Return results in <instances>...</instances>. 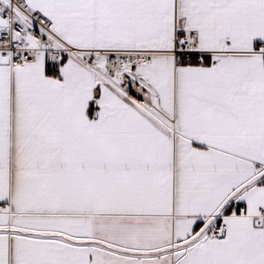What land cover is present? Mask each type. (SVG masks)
<instances>
[{"label":"snow or ice","instance_id":"6c2138e0","mask_svg":"<svg viewBox=\"0 0 264 264\" xmlns=\"http://www.w3.org/2000/svg\"><path fill=\"white\" fill-rule=\"evenodd\" d=\"M0 264H264V0H0Z\"/></svg>","mask_w":264,"mask_h":264}]
</instances>
